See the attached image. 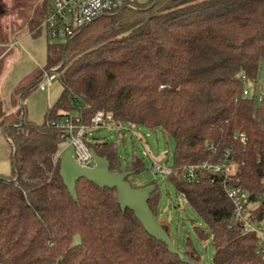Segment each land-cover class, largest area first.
Returning a JSON list of instances; mask_svg holds the SVG:
<instances>
[{
    "label": "trees",
    "instance_id": "1",
    "mask_svg": "<svg viewBox=\"0 0 264 264\" xmlns=\"http://www.w3.org/2000/svg\"><path fill=\"white\" fill-rule=\"evenodd\" d=\"M129 4L65 40L56 57L49 55L48 72L58 68L62 90L42 125L20 111L0 123L11 163L0 175V264L199 263L194 250L181 252L182 261L149 236L130 210L120 209L115 190L80 179L76 199L69 195L54 161L62 132L48 123L74 114L90 126L98 111L111 117V127L129 124L170 135L174 169L217 163L228 153L236 168L227 178H166L208 228L209 234L195 230L198 240L212 238L213 264H264L258 236L233 223L224 191H246L249 212L264 227V99L257 101L264 0ZM242 76L248 96L242 95ZM30 91L22 88L21 97ZM86 143L107 159L110 171L138 174L145 168L135 157L122 170L114 144L94 137ZM157 202L155 187L146 201L153 216Z\"/></svg>",
    "mask_w": 264,
    "mask_h": 264
},
{
    "label": "rangeland",
    "instance_id": "2",
    "mask_svg": "<svg viewBox=\"0 0 264 264\" xmlns=\"http://www.w3.org/2000/svg\"><path fill=\"white\" fill-rule=\"evenodd\" d=\"M42 3L43 0H0V44L3 50H7L0 59V123L7 115L5 110H22L26 120L42 125L48 108L55 104L61 94L62 87L57 75L48 87L45 85L46 91L40 89V85L44 84L42 74L48 72L49 55L56 57L60 46L65 43L64 38L48 36L45 28H39L44 18L45 6ZM31 21L34 22L32 25ZM13 42H16L15 46L9 48ZM261 78L264 80V70ZM22 88H30L31 91L20 102ZM91 134L100 141L115 145L122 170L131 166L135 157L143 159L144 170L128 177L131 187L144 192L148 187H157L156 223L167 228L172 245L180 252L190 248L198 254V264H213L212 238L198 240L195 230L198 228L209 234L208 228L182 196L176 193L172 182L153 168L155 163L173 167L172 137L163 134L160 129L149 130L129 124H121L118 128L100 127L92 130ZM64 147L62 141L59 148ZM235 168L231 164L229 170L232 172Z\"/></svg>",
    "mask_w": 264,
    "mask_h": 264
},
{
    "label": "built area",
    "instance_id": "3",
    "mask_svg": "<svg viewBox=\"0 0 264 264\" xmlns=\"http://www.w3.org/2000/svg\"><path fill=\"white\" fill-rule=\"evenodd\" d=\"M130 0H43L45 4V14L40 29L45 28L48 36H60L65 40L73 38L85 27L104 15L113 14L124 7L132 8L129 4ZM16 42L10 43L9 48L15 46ZM3 45L0 44V50ZM7 51V50H6ZM0 52V59L2 57ZM56 78L54 71L44 72L42 79L44 84L40 85L43 90L45 85H48ZM244 84L242 95H249L248 79L242 76ZM264 99V80L259 79L257 101L259 103ZM111 117L103 111H98L91 119L90 126H85L81 123L78 116L70 114L57 120L50 121L48 125L62 132L61 139L65 147L61 149L54 157V161L60 160L63 152L72 147L73 158L75 163L83 168H93L95 166L91 150L86 143L88 134L92 130L104 126H110ZM118 128V127H117ZM241 142L245 138L240 135ZM225 154L223 159L217 163L205 162L199 165H190L180 169L168 168L157 163L153 164L155 172L163 177L173 176L188 183L201 181V174L208 173L212 176L222 175L227 178L234 171H230V163ZM225 194L230 200L233 207V223H238L242 226L243 233H254L260 240V252L264 261V227L257 223L249 212V195L246 191L240 188L225 187Z\"/></svg>",
    "mask_w": 264,
    "mask_h": 264
},
{
    "label": "water",
    "instance_id": "4",
    "mask_svg": "<svg viewBox=\"0 0 264 264\" xmlns=\"http://www.w3.org/2000/svg\"><path fill=\"white\" fill-rule=\"evenodd\" d=\"M90 150L95 164L93 168L78 166L73 158L72 147H68L60 157L59 176L69 195L74 200L76 199L75 186L80 179H85L99 188L115 190L117 203L121 210H130L149 236L163 242L168 251L178 255L182 261H187L186 257L172 245L168 233L156 223L152 212L146 205L148 195L155 187H148L146 192L140 188H132L127 180L133 174L132 171H110L107 159L98 157L92 149ZM74 241L77 245L79 238L76 237Z\"/></svg>",
    "mask_w": 264,
    "mask_h": 264
},
{
    "label": "crops",
    "instance_id": "5",
    "mask_svg": "<svg viewBox=\"0 0 264 264\" xmlns=\"http://www.w3.org/2000/svg\"><path fill=\"white\" fill-rule=\"evenodd\" d=\"M5 52L6 50H3L2 48L1 53L4 54ZM42 91H46V86ZM21 99L22 97L19 98L20 102H21ZM5 112L7 115L9 114L14 115L17 112V110H5ZM21 113L25 115V112L24 111L22 112V110H21ZM87 138L89 139L93 138V135L89 133ZM10 168H11V163H10V149L8 146V139L6 138L2 127H0V175L6 174L10 170Z\"/></svg>",
    "mask_w": 264,
    "mask_h": 264
}]
</instances>
